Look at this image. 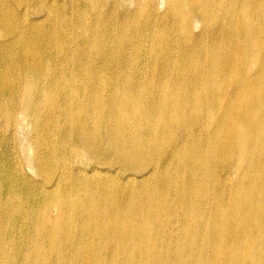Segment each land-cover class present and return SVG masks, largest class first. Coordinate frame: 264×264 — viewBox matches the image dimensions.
<instances>
[{
  "label": "bare ground",
  "instance_id": "bare-ground-1",
  "mask_svg": "<svg viewBox=\"0 0 264 264\" xmlns=\"http://www.w3.org/2000/svg\"><path fill=\"white\" fill-rule=\"evenodd\" d=\"M0 264H264V0H0Z\"/></svg>",
  "mask_w": 264,
  "mask_h": 264
}]
</instances>
